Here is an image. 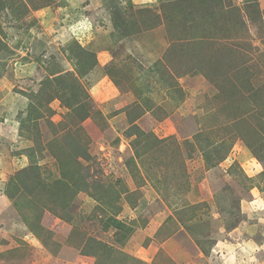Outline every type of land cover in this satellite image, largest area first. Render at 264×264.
Masks as SVG:
<instances>
[{
    "label": "rangeland",
    "instance_id": "rangeland-1",
    "mask_svg": "<svg viewBox=\"0 0 264 264\" xmlns=\"http://www.w3.org/2000/svg\"><path fill=\"white\" fill-rule=\"evenodd\" d=\"M0 264H264V0H0Z\"/></svg>",
    "mask_w": 264,
    "mask_h": 264
},
{
    "label": "crops",
    "instance_id": "crops-1",
    "mask_svg": "<svg viewBox=\"0 0 264 264\" xmlns=\"http://www.w3.org/2000/svg\"><path fill=\"white\" fill-rule=\"evenodd\" d=\"M166 234V233H165ZM182 241V237H180L179 239H175V238H171V239H168L167 241L165 240L160 246H159V250L158 252H156V248L153 249V251L151 250L153 247V245H151L148 249H144L146 252L148 251L149 253L145 255L144 257V262H153V260H156V258L162 256V255H165L166 257L170 258L171 260L175 261L176 257L175 255H173L172 253V247H174L175 249L173 250H176L180 249L181 251V248L180 246L182 247V244L179 243L178 241ZM177 243V244H176ZM152 251V252H151Z\"/></svg>",
    "mask_w": 264,
    "mask_h": 264
}]
</instances>
